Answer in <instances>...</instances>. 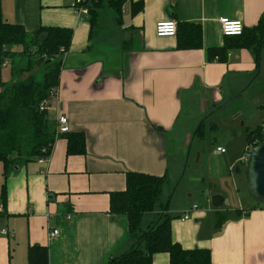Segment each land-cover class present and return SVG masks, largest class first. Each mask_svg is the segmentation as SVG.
<instances>
[{"label":"crops","instance_id":"crops-1","mask_svg":"<svg viewBox=\"0 0 264 264\" xmlns=\"http://www.w3.org/2000/svg\"><path fill=\"white\" fill-rule=\"evenodd\" d=\"M73 1L1 0L4 19L28 32L73 30L48 112L55 130L57 117L65 115L70 133L86 134V154L69 156L66 138L56 135L46 163L33 160L7 177L5 203L0 200V264H28V249L36 245L48 248L49 264H108L129 251L127 218L110 213V194L126 189L128 173L167 175L174 184L183 169L181 151L189 153L193 139L183 119L192 97L206 94L215 106L239 91V77L260 67L261 59L258 65L248 49H230L226 62L209 61L208 49L233 42L222 34L221 18L251 29L264 14V0H127L130 10L143 1L144 10L127 14V22L122 18L120 42L110 33L87 52L91 26L76 16ZM168 20L201 25L203 48L177 50V37H158L157 23ZM233 159L238 164L242 156ZM199 182L189 201L172 211L167 204L173 241L185 250H209L212 264H264V210L253 201L234 212L218 209L212 198L221 194L205 179ZM159 202L155 219L144 215L147 224L165 213ZM195 205L191 219L180 220ZM218 211L230 212L221 226ZM3 229L10 235L3 236ZM153 264H170L169 254L154 255Z\"/></svg>","mask_w":264,"mask_h":264},{"label":"trees","instance_id":"trees-1","mask_svg":"<svg viewBox=\"0 0 264 264\" xmlns=\"http://www.w3.org/2000/svg\"><path fill=\"white\" fill-rule=\"evenodd\" d=\"M90 12L86 20L91 26V51L96 40L101 39L102 22L105 15L115 14V23L120 25L123 9L127 0H89ZM144 10L143 1L133 2L131 15L134 17ZM74 32L64 27H41L35 32H28L24 26L8 23L3 16L0 0V74L4 63L14 64L13 75L20 72L28 74L24 79H17L11 85H0V162L3 164V178L0 200L5 203L6 179L19 166L33 160L49 156L56 141L55 121L49 117L48 110L42 111L44 102L51 103L52 95H58L61 71L65 57L70 51ZM177 50H198L203 48V32L197 23H180L177 31ZM233 42L229 46L208 49V60L226 62L230 49H248L259 65L264 53V14L258 24L251 29H244L240 36L227 37ZM14 47L22 51H12ZM27 63L25 68H17V60ZM37 70V72H36ZM36 72V73H34ZM63 136L67 140V154H86V134L70 133ZM264 143V125L256 129H247L245 152ZM169 184V177L128 173L126 189L110 194V213L127 218L129 238L132 248L110 259L108 264H153L156 254L167 253L170 264H212L209 250H185L172 239V217L167 213L168 205L163 206L158 223L142 229L145 214L155 211L163 189ZM213 205L221 208L225 199L215 195ZM261 208V204L258 203ZM230 212L218 211L216 222L221 226ZM28 264H49V250L43 246L28 249Z\"/></svg>","mask_w":264,"mask_h":264},{"label":"rangeland","instance_id":"rangeland-1","mask_svg":"<svg viewBox=\"0 0 264 264\" xmlns=\"http://www.w3.org/2000/svg\"><path fill=\"white\" fill-rule=\"evenodd\" d=\"M127 14L131 16L130 4L125 5L123 13L125 22L128 21ZM115 16L112 13L105 15L101 36L112 33L111 40L120 42L121 33L118 35ZM12 51L22 50L14 47ZM19 60L16 61L17 68H25L26 61L20 62ZM14 68L12 62H6L1 70L0 85L8 86L17 79H24L28 76V74L22 75L20 72L13 75ZM237 84L236 92L239 91L233 96L221 100L215 106L212 105L206 94L192 97L188 111L184 112L183 119L185 123L189 124L185 134H189L193 139L188 147L189 153L181 151L184 163L180 178L174 184L171 183L164 188L160 199L164 205H170L171 211L177 203L189 201V196L195 193L191 190H194L195 184L200 183L201 178L205 179L208 185L213 186L215 194L220 193L224 196L223 207L225 209L234 212L249 201L258 204L248 191L247 162L243 161L245 157L243 149L246 147V130L256 129L264 124V54L259 70L239 77ZM219 147L224 148L227 154L219 153ZM232 156L235 158L242 156V160L238 164H233ZM2 168L3 165L0 162V185H2ZM204 199V203H206L207 199ZM158 206L159 204L155 210ZM157 212L146 214L147 221L155 219ZM155 224V222L152 225L150 222L147 224L144 220L142 229L146 230Z\"/></svg>","mask_w":264,"mask_h":264},{"label":"built area","instance_id":"built-area-1","mask_svg":"<svg viewBox=\"0 0 264 264\" xmlns=\"http://www.w3.org/2000/svg\"><path fill=\"white\" fill-rule=\"evenodd\" d=\"M89 0H74L71 8L74 11V13L76 14V16L80 19V20H84L85 18L88 17L89 12H90V8H89ZM220 25H221V31L222 34L225 37H232V36H240L244 33V23L240 20H229L227 18H221L220 19ZM156 35L160 38H173L176 37L177 35V31H178V23L175 20H168V21H161L159 23H157L156 25ZM6 63H4L3 66H5ZM53 99L57 98V95H52ZM50 104L48 101L44 102L41 105V110H49ZM56 135H63L66 134L70 131V125H69V120L65 115H59L56 119ZM218 151L221 153H225L226 150L223 148H218ZM250 151H246L245 152V157H244V162H248V158H249V154ZM50 158V155L48 156H44L42 158H39L38 161L40 163H46L48 161V159ZM261 204V209L264 210V203H260ZM199 206L195 205L191 208L190 212H184V214H182V216L180 217V220L182 221H188L189 219H191L192 215L191 212H194L196 210H198ZM1 234L3 236H9L10 233L8 231V229H3L1 231ZM59 235V231L57 229H54L51 233V236L53 238H57Z\"/></svg>","mask_w":264,"mask_h":264},{"label":"water","instance_id":"water-1","mask_svg":"<svg viewBox=\"0 0 264 264\" xmlns=\"http://www.w3.org/2000/svg\"><path fill=\"white\" fill-rule=\"evenodd\" d=\"M247 181L252 199L258 203H264V143L250 151L247 162Z\"/></svg>","mask_w":264,"mask_h":264}]
</instances>
